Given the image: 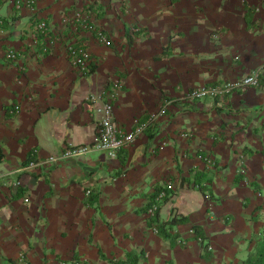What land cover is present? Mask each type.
<instances>
[{"label":"crops","instance_id":"crops-1","mask_svg":"<svg viewBox=\"0 0 264 264\" xmlns=\"http://www.w3.org/2000/svg\"><path fill=\"white\" fill-rule=\"evenodd\" d=\"M16 2L0 0V264H118L129 252L137 264L244 258L264 228V0ZM77 10L110 45L63 24ZM40 19L53 43L36 29ZM76 41L91 52L92 71L72 66L66 45ZM8 49L15 57L6 58ZM255 68V86L215 98L186 95ZM116 77L118 126L131 128L164 100L166 111L114 155L91 150L25 168L69 144L91 142L100 111L87 97ZM195 173L211 196L188 181L177 187ZM169 180L173 192L158 204L159 218L172 210L188 217L168 228L172 241L144 210ZM192 224L207 236L209 261Z\"/></svg>","mask_w":264,"mask_h":264},{"label":"built area","instance_id":"built-area-1","mask_svg":"<svg viewBox=\"0 0 264 264\" xmlns=\"http://www.w3.org/2000/svg\"><path fill=\"white\" fill-rule=\"evenodd\" d=\"M35 1L36 0H17L16 3L17 5L24 4L33 7ZM61 21L64 25L68 24L75 30L83 29L92 32L95 38L105 45L111 44V39L106 32L101 27L97 26L92 17L80 10L75 11L72 16L64 15L61 18ZM2 22L3 20L0 18V24H2ZM36 29L43 34L48 44L55 41L48 31L47 22L44 19L38 20L36 23ZM66 50L72 66L77 71L80 73H86L90 69L93 57L88 47H86L83 42L76 41L68 43L66 45ZM15 55L16 52L13 49H8L5 52V56L8 59L15 57ZM259 76L260 71L255 68L250 73L234 79H228L223 82L203 83L194 86L187 91L186 95L192 100L202 96L215 98L238 88L255 86L259 83ZM121 85V79L116 77L112 80V84L109 87L101 90L99 93H92L87 97L89 100L99 103L98 110L100 111V118L98 120L96 132L91 142L81 145L69 144L59 153L49 154L47 157L40 160H29L25 168H32L43 162L56 163L59 159L80 156L91 150H106L114 155L121 148L131 143L138 134L145 130L149 123L166 111L167 104L169 103L168 100H164L160 107L156 111L151 112L145 119L141 120L139 118H134L133 126L131 128L126 129L118 126L113 120V107ZM14 107L15 110L18 111L19 106L15 105ZM183 134L185 135L186 133L183 132ZM239 171L244 173L245 169L240 168ZM172 187V182L170 180L167 181L164 188H162L154 197L153 204L146 211L147 215L153 214L157 207V202L166 194L167 190H170ZM88 192L89 190H87L86 193ZM26 199L27 198H25V200ZM154 229L156 231V228ZM18 260L21 263H26L22 253Z\"/></svg>","mask_w":264,"mask_h":264},{"label":"trees","instance_id":"trees-1","mask_svg":"<svg viewBox=\"0 0 264 264\" xmlns=\"http://www.w3.org/2000/svg\"><path fill=\"white\" fill-rule=\"evenodd\" d=\"M94 68L95 64H92L89 71H92ZM185 181L191 182L193 186H196L204 194H208L209 196H211L210 188L208 184H204V182H202V177L200 174L195 173L191 179L189 177L179 178L177 181V187L182 186ZM162 188H164V185L158 186L150 195L149 201L144 206L145 212L153 204L154 197ZM167 192L157 202V207L154 210L153 214L148 215V222L149 224L153 225L154 228H156V231H158L161 235H163L164 237H168L172 241L174 235L170 231H168V228L170 226H173L174 224L186 222L188 217L185 214H181L179 212H176L175 210H172L171 216L167 220H161L159 218L157 210V208L159 207L158 204L166 201L173 190H167ZM191 228L193 230L195 238L200 243L202 259L204 261H209L212 257V252L209 247L207 236L205 235L202 227L199 224H192ZM137 260L138 255L136 253L129 252L125 259L115 262L118 264H137ZM236 264H264V228L259 231V234L255 238L253 246L248 251L247 255L239 260Z\"/></svg>","mask_w":264,"mask_h":264}]
</instances>
